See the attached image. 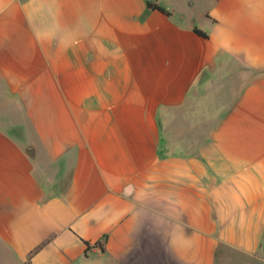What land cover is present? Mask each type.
I'll return each mask as SVG.
<instances>
[{
    "label": "crops",
    "instance_id": "obj_1",
    "mask_svg": "<svg viewBox=\"0 0 264 264\" xmlns=\"http://www.w3.org/2000/svg\"><path fill=\"white\" fill-rule=\"evenodd\" d=\"M0 264H264V0H0Z\"/></svg>",
    "mask_w": 264,
    "mask_h": 264
},
{
    "label": "trees",
    "instance_id": "obj_2",
    "mask_svg": "<svg viewBox=\"0 0 264 264\" xmlns=\"http://www.w3.org/2000/svg\"><path fill=\"white\" fill-rule=\"evenodd\" d=\"M147 7H148V9H150L152 11H158V12L163 13L165 15H170V13L163 6L158 4L157 2H147ZM194 32L200 37H203V38L208 37L206 33H204L203 31H201L197 28H194ZM40 247L41 246H39L38 249Z\"/></svg>",
    "mask_w": 264,
    "mask_h": 264
},
{
    "label": "rangeland",
    "instance_id": "obj_3",
    "mask_svg": "<svg viewBox=\"0 0 264 264\" xmlns=\"http://www.w3.org/2000/svg\"><path fill=\"white\" fill-rule=\"evenodd\" d=\"M205 3H202L201 1H198V6L196 8H205ZM230 259H232V256L231 254H229ZM249 262V261H248Z\"/></svg>",
    "mask_w": 264,
    "mask_h": 264
}]
</instances>
